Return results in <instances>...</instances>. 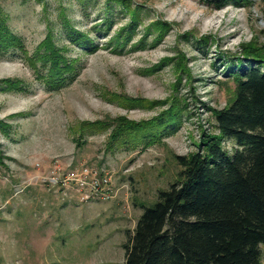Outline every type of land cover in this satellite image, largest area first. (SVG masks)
<instances>
[{
  "label": "rangeland",
  "instance_id": "obj_1",
  "mask_svg": "<svg viewBox=\"0 0 264 264\" xmlns=\"http://www.w3.org/2000/svg\"><path fill=\"white\" fill-rule=\"evenodd\" d=\"M122 1L128 10L108 0H0L22 45L0 54V81L17 86H0V264H125L142 207L179 179L175 157L218 135L213 112L234 92L227 72L263 70L243 47L264 54V0ZM133 12V36L113 51ZM78 35L92 45L74 43ZM47 38L73 68L54 86L42 78ZM170 111L178 128L150 147L111 142L113 126L83 130ZM71 172L106 181L111 198L81 202L61 185Z\"/></svg>",
  "mask_w": 264,
  "mask_h": 264
},
{
  "label": "trees",
  "instance_id": "obj_2",
  "mask_svg": "<svg viewBox=\"0 0 264 264\" xmlns=\"http://www.w3.org/2000/svg\"><path fill=\"white\" fill-rule=\"evenodd\" d=\"M108 1L130 8L128 1ZM131 16L129 26L111 41L113 51L124 48L133 36L126 34L134 30L139 16L136 12ZM7 22L0 7V54L22 49ZM51 41L47 38L43 43L46 54L41 57L42 64L50 67L48 76L42 78L54 86L73 68ZM73 42L93 43L83 35ZM243 48V56L263 70L238 63L227 72L234 92L224 109L213 112L218 135L205 138L196 153L175 157L182 169L179 179L159 193L153 206L142 207L143 213L124 245L125 264L264 263V54ZM3 85L17 87L10 80L0 81ZM178 118L175 111L141 124L122 117L107 125L87 124L83 130L94 132L113 126L111 142L150 147L178 128ZM224 141L234 142V151L227 152Z\"/></svg>",
  "mask_w": 264,
  "mask_h": 264
},
{
  "label": "built area",
  "instance_id": "obj_3",
  "mask_svg": "<svg viewBox=\"0 0 264 264\" xmlns=\"http://www.w3.org/2000/svg\"><path fill=\"white\" fill-rule=\"evenodd\" d=\"M87 172L88 170L84 171L85 174ZM89 176L90 174L78 177L74 172H71L63 180L59 178L58 180H61V185L72 186L73 189L78 191L81 195V202L110 199L111 197L108 195L109 190L106 188V181H92V179H89Z\"/></svg>",
  "mask_w": 264,
  "mask_h": 264
}]
</instances>
